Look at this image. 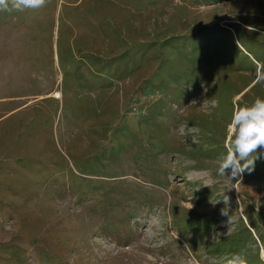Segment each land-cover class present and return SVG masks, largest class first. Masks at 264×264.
I'll return each mask as SVG.
<instances>
[{
    "label": "rangeland",
    "instance_id": "1",
    "mask_svg": "<svg viewBox=\"0 0 264 264\" xmlns=\"http://www.w3.org/2000/svg\"><path fill=\"white\" fill-rule=\"evenodd\" d=\"M258 72L264 0L0 11V264H264V148L217 173Z\"/></svg>",
    "mask_w": 264,
    "mask_h": 264
},
{
    "label": "clouds",
    "instance_id": "2",
    "mask_svg": "<svg viewBox=\"0 0 264 264\" xmlns=\"http://www.w3.org/2000/svg\"><path fill=\"white\" fill-rule=\"evenodd\" d=\"M45 4L46 0H0V11L36 10ZM256 82H264V73H257ZM228 133L227 155L217 160V173L225 176L230 169L231 177L236 178L246 170H252L257 159V155L255 159L252 158L253 154L264 148V99L256 98L251 106L237 107L228 125ZM223 214L227 215L225 211ZM226 264H246V261L235 254L227 259Z\"/></svg>",
    "mask_w": 264,
    "mask_h": 264
}]
</instances>
